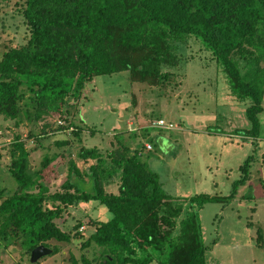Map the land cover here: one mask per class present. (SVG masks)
Segmentation results:
<instances>
[{
  "label": "trees",
  "instance_id": "16d2710c",
  "mask_svg": "<svg viewBox=\"0 0 264 264\" xmlns=\"http://www.w3.org/2000/svg\"><path fill=\"white\" fill-rule=\"evenodd\" d=\"M15 12L26 36L0 53V117L16 127L35 126L24 139L15 134L7 149L17 186L8 192L0 187V250L19 246L29 257L39 244L85 237L79 232L83 220L69 230L58 221L71 207L94 202L110 217L87 221L91 231L81 248L93 246L97 253L92 259L82 255L84 264H206L198 211L207 202L232 200L255 158L249 155L239 166L227 196L180 198L165 190L150 157L142 158L157 136L150 126L75 152L83 128L62 114L69 100L86 99L84 89L101 75L127 71L131 81L166 84L187 59L181 49L188 36L194 37L225 76L229 94L245 105L249 125L234 132L253 143L259 139L264 160V0H16ZM56 117L73 125V137L58 135L67 126L55 131ZM27 142L44 150L38 166L29 162ZM52 145L58 151H50ZM57 159H65L66 174L51 190L45 171L56 178ZM256 244H264L260 230ZM51 249L58 252L56 245Z\"/></svg>",
  "mask_w": 264,
  "mask_h": 264
},
{
  "label": "rangeland",
  "instance_id": "374dc122",
  "mask_svg": "<svg viewBox=\"0 0 264 264\" xmlns=\"http://www.w3.org/2000/svg\"><path fill=\"white\" fill-rule=\"evenodd\" d=\"M15 1L0 2V53L9 44L24 42L26 36L15 12ZM188 40L181 49L187 59L166 84L156 88L131 81L127 71L101 75L84 89L86 99L68 101L70 105L62 116L83 128L82 142H74L75 152L81 145L101 147L114 133L140 132L141 128L150 126L151 136H157L151 141L152 148L146 143L142 158L150 157L149 167L158 174L165 190L180 198L198 193L227 196L232 182L239 178V166L252 155L255 159L251 163L250 177L237 189L235 197L223 203L207 202L198 215L203 243L208 246L206 264H264V244H256L258 230L264 240L263 146L260 147L259 139L253 143V139L246 140L234 132L249 125L245 105L229 94L225 76L217 70L210 52L200 40L189 36ZM262 105L259 116L263 119L264 139V102ZM158 117L164 125L171 123L173 127L153 126ZM56 118L54 130L59 125L67 126L64 131L58 130V135L73 137L70 135L73 125L61 117ZM34 126L35 122L16 127L13 121L0 117V187L7 192L17 186L8 172L7 149L15 134L21 132L24 139ZM53 138L42 142L47 146ZM26 144V148L31 149L29 162L38 166L44 150L32 149V142ZM50 151L58 149L52 145ZM64 152L67 157L69 149ZM54 165L59 172L56 178L45 171L51 190L66 174L65 159H57ZM64 216L65 221H58L63 229H71L76 220L81 219L83 225L79 232L87 236L91 231L87 224L90 217L107 220L110 213L93 202L71 207ZM86 236L72 235L70 242L49 241V247L56 245L58 252L42 256L34 264H73L72 257L76 259L75 264H84L82 255L92 259L97 253L93 246L81 248ZM21 253L19 246L0 250V264H31L27 254Z\"/></svg>",
  "mask_w": 264,
  "mask_h": 264
},
{
  "label": "water",
  "instance_id": "95a60500",
  "mask_svg": "<svg viewBox=\"0 0 264 264\" xmlns=\"http://www.w3.org/2000/svg\"><path fill=\"white\" fill-rule=\"evenodd\" d=\"M52 252V249L44 246L42 244L37 245L35 248L32 249L29 261L33 264L35 263L40 257L47 255Z\"/></svg>",
  "mask_w": 264,
  "mask_h": 264
},
{
  "label": "built area",
  "instance_id": "2783aa9c",
  "mask_svg": "<svg viewBox=\"0 0 264 264\" xmlns=\"http://www.w3.org/2000/svg\"><path fill=\"white\" fill-rule=\"evenodd\" d=\"M154 126H157V127H167V128H171L173 127V125L170 123L168 125H164L163 124V120L162 119H158L157 121H155L153 123ZM146 146V145H145ZM148 148H151L149 145H147Z\"/></svg>",
  "mask_w": 264,
  "mask_h": 264
}]
</instances>
